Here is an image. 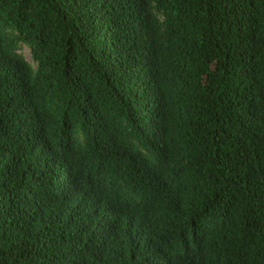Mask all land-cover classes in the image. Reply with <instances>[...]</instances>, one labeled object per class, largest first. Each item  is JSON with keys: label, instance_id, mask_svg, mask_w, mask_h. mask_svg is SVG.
<instances>
[{"label": "trees", "instance_id": "obj_1", "mask_svg": "<svg viewBox=\"0 0 264 264\" xmlns=\"http://www.w3.org/2000/svg\"><path fill=\"white\" fill-rule=\"evenodd\" d=\"M0 264H264V0H0Z\"/></svg>", "mask_w": 264, "mask_h": 264}, {"label": "rangeland", "instance_id": "obj_2", "mask_svg": "<svg viewBox=\"0 0 264 264\" xmlns=\"http://www.w3.org/2000/svg\"><path fill=\"white\" fill-rule=\"evenodd\" d=\"M25 55H26V59H27L31 64L34 65L32 59H31V53H30V50L25 49ZM34 67H36V66L34 65Z\"/></svg>", "mask_w": 264, "mask_h": 264}]
</instances>
